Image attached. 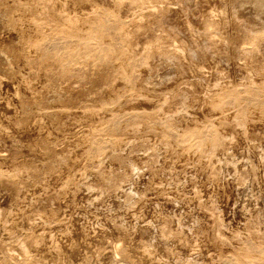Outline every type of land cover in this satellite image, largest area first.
<instances>
[{
    "label": "rangeland",
    "instance_id": "obj_1",
    "mask_svg": "<svg viewBox=\"0 0 264 264\" xmlns=\"http://www.w3.org/2000/svg\"><path fill=\"white\" fill-rule=\"evenodd\" d=\"M0 46V264H264V0H0Z\"/></svg>",
    "mask_w": 264,
    "mask_h": 264
},
{
    "label": "bare ground",
    "instance_id": "obj_2",
    "mask_svg": "<svg viewBox=\"0 0 264 264\" xmlns=\"http://www.w3.org/2000/svg\"><path fill=\"white\" fill-rule=\"evenodd\" d=\"M104 16V15H103ZM101 17H102V15H101ZM9 22V21H8ZM62 25V24H61ZM88 25V24H87ZM94 25V24H93ZM54 27V26H53ZM73 28V27H72ZM105 29V28H104ZM109 31V30H108ZM85 33H86V31H85ZM93 33V32H92ZM84 40V39H83ZM85 41V40H84ZM1 47H3V46H0V48ZM109 47V46H108ZM5 48V47H4ZM7 49V48H6ZM8 50V49H7ZM6 51V50H5ZM105 51V50H104ZM108 51V50H107ZM1 52V51H0ZM6 53V52H5ZM8 53V52H7ZM3 54V53H2ZM6 55V54H5ZM8 55V54H7ZM7 57V56H6ZM77 59V58H76ZM75 61V60H74ZM73 61V62H74ZM81 61V60H80ZM7 64V63H6ZM199 68V67H198ZM198 73V72H197ZM17 84V83H16ZM181 95V94H180ZM171 98V97H170ZM169 101V100H168ZM170 104V103H169ZM10 105V104H9ZM36 107V106H35ZM9 108V107H8ZM35 111V110H34ZM8 121V120H7ZM209 122V121H208ZM5 123V122H4ZM9 123V122H8ZM24 126V125H23ZM213 126V125H212ZM2 128V127H1ZM15 130V129H14ZM205 130V129H204ZM206 131V130H205ZM4 135V134H3ZM10 139V138H9ZM32 146V145H31ZM32 149V148H31ZM43 149V148H42ZM49 153V152H48ZM51 153V152H50ZM53 153V152H52ZM1 154V153H0ZM52 163V162H51ZM50 163V164H51ZM36 164V163H35ZM46 164V163H45ZM20 165V164H19ZM34 164H32V166H33ZM23 166V165H22ZM25 166V165H24ZM27 166V165H26ZM31 166V167H32ZM35 166V165H34ZM21 167V166H20ZM18 168V167H17ZM30 168V167H29ZM35 168V167H34ZM1 170V169H0ZM22 170V169H21ZM28 170V169H27ZM6 171H8V170H6ZM5 173V172H4ZM4 173H2V174H4ZM27 204V203H26ZM18 206V205H17ZM1 207H2V205H1ZM10 208V207H9ZM8 208V209H9ZM1 209V208H0ZM7 209V208H6ZM20 209V208H19ZM15 210V209H14ZM32 210H34V209H32ZM51 210V209H50ZM31 211V210H30ZM2 212V210L0 211V213ZM35 212V211H34ZM7 213V212H6ZM20 213H21V211H20ZM36 213H37V211H36ZM4 214H5V212H4ZM29 214V213H28ZM3 215V214H2ZM26 215H27V213H26ZM31 215V214H30ZM35 215V214H34ZM37 215V214H36ZM0 216H1V214H0ZM5 216V215H4ZM20 216V215H19ZM32 216V215H31ZM14 217V216H13ZM30 217V216H29ZM35 218V217H34ZM217 218V217H216ZM221 218V217H220ZM5 219V218H4ZM25 219V218H24ZM24 219H23V221H24ZM28 219H30V218H28ZM219 219V218H218ZM222 219V218H221ZM1 220V219H0ZM14 219H12V221H13ZM20 220V219H19ZM2 221H4L3 219H2ZM55 221V220H54ZM216 221H217V219H216ZM9 222V221H8ZM7 222V223H8ZM10 223V222H9ZM216 223V222H215ZM1 224H2V222H1ZM12 224V223H11ZM3 226H5V225H3ZM14 226V225H13ZM262 226H264V225H262ZM251 227H249L247 230H249ZM254 228H256L257 230H258V233H260V234H264V233H262V232H264V229H262V228H259V227H254ZM12 229V228H11ZM11 229H10V231H11ZM22 229V228H21ZM27 229V228H26ZM165 230V229H164ZM253 231H255V230H253ZM165 232V231H164ZM252 232V231H251ZM248 233H250V232H248ZM23 234V233H22ZM3 235V234H2ZM7 235H8V232H7ZM12 235V234H11ZM251 235V234H250ZM254 235V234H253ZM258 235V234H257ZM27 236V235H26ZM25 236V237H26ZM30 235H28L27 237H29ZM261 237H262V235H261ZM261 237H260V239H261ZM13 238V237H12ZM19 238H20V236H19ZM32 238V237H31ZM253 238V237H252ZM262 238H264V237H262ZM30 239V238H29ZM36 239V238H35ZM31 240V239H30ZM33 240H34V238H33ZM1 241V240H0ZM24 241V240H23ZM25 241H26V239H25ZM259 241V240H258ZM3 242V241H2ZM19 242V241H18ZM32 242V241H31ZM34 242V241H33ZM32 242V243H33ZM38 242V241H37ZM260 242V241H259ZM22 243H24V242H22ZM29 243V242H28ZM21 244V243H20ZM29 244H31V243H29ZM2 245V244H1ZM8 245V244H7ZM4 246V245H3ZM25 246H27V248H28V245L26 244L25 245V243L24 244H22V248L23 249H26V247ZM10 247V246H9ZM2 248V247H1ZM6 250V249H5ZM22 250V249H21ZM28 250V249H27ZM26 251V250H25ZM24 251V252H25ZM29 251V250H28ZM12 252V251H11ZM27 252V251H26ZM7 253V252H6ZM29 253V252H28ZM257 253V252H256ZM29 255V254H28ZM30 256V255H29ZM8 259H10V258H8ZM254 259V258H253ZM22 262V261H21Z\"/></svg>",
    "mask_w": 264,
    "mask_h": 264
}]
</instances>
